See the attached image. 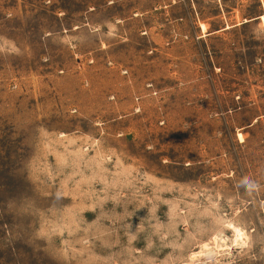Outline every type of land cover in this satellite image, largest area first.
Returning a JSON list of instances; mask_svg holds the SVG:
<instances>
[{
    "label": "rangeland",
    "instance_id": "obj_1",
    "mask_svg": "<svg viewBox=\"0 0 264 264\" xmlns=\"http://www.w3.org/2000/svg\"><path fill=\"white\" fill-rule=\"evenodd\" d=\"M261 15L0 0V264H264Z\"/></svg>",
    "mask_w": 264,
    "mask_h": 264
},
{
    "label": "bare ground",
    "instance_id": "obj_2",
    "mask_svg": "<svg viewBox=\"0 0 264 264\" xmlns=\"http://www.w3.org/2000/svg\"><path fill=\"white\" fill-rule=\"evenodd\" d=\"M261 17L264 19V15H261ZM262 20V19H261ZM262 22L264 23V21L262 20ZM239 138L241 140H243V136L241 134H239ZM245 240V231L242 228H238L236 230V234H235V238H234V242L235 244H240ZM223 248L228 249L229 244L226 242V238L224 237V244L222 245H217ZM216 251V250H215ZM212 252L214 253V250L212 249V247L208 246V244H204L202 246V250L200 252L197 253H193L192 256L196 257V256H208L210 254H212Z\"/></svg>",
    "mask_w": 264,
    "mask_h": 264
}]
</instances>
